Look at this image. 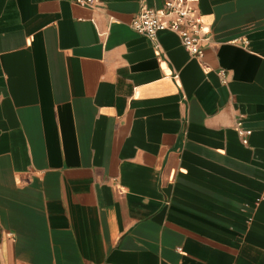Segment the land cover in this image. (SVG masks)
Segmentation results:
<instances>
[{
    "label": "crops",
    "instance_id": "crops-1",
    "mask_svg": "<svg viewBox=\"0 0 264 264\" xmlns=\"http://www.w3.org/2000/svg\"><path fill=\"white\" fill-rule=\"evenodd\" d=\"M96 1L0 0V264H264V0Z\"/></svg>",
    "mask_w": 264,
    "mask_h": 264
},
{
    "label": "built area",
    "instance_id": "built-area-1",
    "mask_svg": "<svg viewBox=\"0 0 264 264\" xmlns=\"http://www.w3.org/2000/svg\"><path fill=\"white\" fill-rule=\"evenodd\" d=\"M81 6H94L96 0H74ZM197 0H167L160 9H143L132 21L131 27L140 35L156 41L163 31L176 34L187 52L196 58L204 54L205 45L210 42V29L203 23V17L196 5ZM223 83H227L226 71H220ZM238 134L247 145L251 131L244 130L237 123Z\"/></svg>",
    "mask_w": 264,
    "mask_h": 264
}]
</instances>
